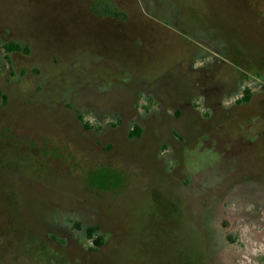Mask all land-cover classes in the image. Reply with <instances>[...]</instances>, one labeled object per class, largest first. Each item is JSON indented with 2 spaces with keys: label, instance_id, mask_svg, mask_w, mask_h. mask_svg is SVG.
<instances>
[{
  "label": "rangeland",
  "instance_id": "obj_1",
  "mask_svg": "<svg viewBox=\"0 0 264 264\" xmlns=\"http://www.w3.org/2000/svg\"><path fill=\"white\" fill-rule=\"evenodd\" d=\"M105 3L123 18L104 15ZM259 18L264 20V0H0V229L7 227L0 231V264L204 261L207 252L180 226L175 208L184 200L176 179L197 163L204 165V182L242 184V192L236 190L241 198L234 195L229 203L231 211L240 212L234 242L223 244L217 237L204 264H264L262 117L250 125L228 121L200 137L188 124L185 133L170 134L163 127L161 138L115 134L110 148L83 132L67 107L81 110L83 122L99 132L92 117L107 120L105 108L129 94L132 84L154 81L155 88L184 91L188 80L181 74L199 48L207 59L218 48L226 51L227 60L216 69L235 71L228 76L237 82L242 56L264 54ZM197 26L213 27L224 43L193 41ZM6 42L26 50L6 53ZM231 50L238 54L228 57ZM244 79L238 87L264 94V73ZM135 125L140 124L132 120L127 129ZM172 143L179 146L183 168L169 158ZM16 198L24 201L28 217L4 213ZM243 214L254 219L247 223ZM45 221L56 245L29 228ZM85 226L97 227L93 237L102 239L84 254L93 238Z\"/></svg>",
  "mask_w": 264,
  "mask_h": 264
},
{
  "label": "flooded vegetation",
  "instance_id": "obj_2",
  "mask_svg": "<svg viewBox=\"0 0 264 264\" xmlns=\"http://www.w3.org/2000/svg\"><path fill=\"white\" fill-rule=\"evenodd\" d=\"M241 5L245 7L243 4ZM101 10L104 15L111 16L115 19L123 18L122 14L117 12L111 4H102ZM182 12L180 13L185 15ZM257 20L255 19V21ZM259 21V30L264 31V20L259 18ZM208 27L205 29L202 26H197L195 28L197 33L191 35V39L195 42L208 40L217 42L218 44L224 43V39L217 32L210 31L213 27ZM216 52L218 54L212 52L210 59H207L206 52L200 48L191 52L189 63L184 67V72L181 74L188 80V86L184 91L179 89L172 93L166 90L164 86L155 88L153 87L154 81L150 83L142 82L139 86L135 84L130 85L128 89L129 94H126L123 99L120 97V99L116 98L113 100V103L111 102L105 108L106 113L108 111V114H106L108 115L107 120L104 117L98 119V117L92 115V118L100 126L99 132L94 131V128L83 122V112L81 110L78 111L73 104H67L68 112L72 114L73 119L83 132L93 136L96 135L95 138L103 140L110 148L115 143L114 141H110L115 134L135 138L141 136L142 133H154L157 137L161 138L163 132L161 133L159 131L163 127H167L170 134L175 133V130H178L180 133H185L188 124L191 128L198 130L197 137H200L204 134L207 135L210 129L218 126L222 127L228 121L232 125L236 124L239 126L241 122L244 124L246 121L250 125L252 123L251 120L258 116L264 119V94L261 93L254 96L248 88L238 87L245 80L246 75H261L264 73V54L258 57H247L246 54L244 56L241 55L244 57L241 58L243 65L237 68L239 70L237 73L241 77L237 82H234L235 80L232 81L228 75L229 73H235V71L225 72L216 69L219 63H222L220 62L221 60H227L224 55L226 51L223 52L218 48ZM226 54L228 57H232V55H237L238 53L235 54L231 50ZM192 64L194 65L191 66ZM246 94L248 95L247 99L244 98ZM76 95L78 96V94L73 93L75 98H77ZM132 120L140 125H135L127 129L128 124ZM173 123H177L178 127L173 126ZM157 124L158 127L155 128ZM139 126L142 128L145 126L144 128L147 129L144 132ZM150 126L155 129L153 130ZM118 129H122V131L117 133ZM92 131L95 133L92 134ZM237 133L239 135L240 132L237 131ZM101 137H104V139H101ZM243 138L247 140V136L244 133ZM163 139L166 140V137ZM261 143L264 144V134L261 137ZM169 145L173 146L172 154L169 155V158L171 156L175 160V167L183 168V164L179 162L180 158L177 153L179 146L175 147V143ZM209 151L210 148L207 152ZM206 154H203L204 159H208ZM193 166L194 168L187 172L183 179H176L178 192L181 196H184V200L183 203L177 204V202L175 208L180 212V226L192 232L197 241H200V245L203 246L205 252H207V254L205 253L206 259L203 261L201 258L198 261V264H204L216 250L217 237L221 236L220 239L223 244H232L234 242L233 234L236 228L234 222L238 220L240 212L231 211L229 209V203L234 198V195L241 198L240 193L242 191H240L241 188L239 189V186H242V184L237 182L230 183L228 181L219 182V180L211 183L204 182L202 179L204 165L197 163ZM190 185L199 188V190L196 189L193 191ZM188 186H190L189 189ZM238 189L240 193H237ZM220 191L221 193H219ZM234 191H236V194ZM211 199H215V202L206 205L208 201H212ZM8 205H10V202ZM60 210H67V208ZM68 210L73 211L75 208H68ZM4 213L8 216L12 215L17 217L22 214L24 217H28L24 201L17 200V198L15 205L6 207ZM240 218H246L247 223L254 219V217L244 214ZM91 227L97 229L95 226L83 227L86 234V230ZM6 228L0 229V231H4ZM29 228L34 236L40 231L39 233L43 240H46L50 245H56L52 241L55 237H52V239L47 237L49 234L48 221H45L41 226L35 225ZM15 238L14 236L12 240ZM93 238L91 248L84 249V254L97 249L101 245V241L98 245H95Z\"/></svg>",
  "mask_w": 264,
  "mask_h": 264
},
{
  "label": "trees",
  "instance_id": "obj_3",
  "mask_svg": "<svg viewBox=\"0 0 264 264\" xmlns=\"http://www.w3.org/2000/svg\"><path fill=\"white\" fill-rule=\"evenodd\" d=\"M2 48L5 50V52H11V51H19V50H26L24 49L22 46H20L19 44L15 43V42H6L2 44ZM0 96H2L1 92H0ZM245 99L248 98V95L246 94ZM96 228L91 227L88 228L86 230L87 235L91 238L93 237V234L95 232ZM101 237L97 236L96 238H93V241L95 242V245H98L100 243Z\"/></svg>",
  "mask_w": 264,
  "mask_h": 264
}]
</instances>
